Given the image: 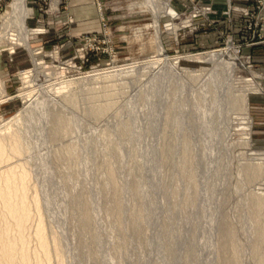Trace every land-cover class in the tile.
<instances>
[{
	"label": "rangeland",
	"instance_id": "1",
	"mask_svg": "<svg viewBox=\"0 0 264 264\" xmlns=\"http://www.w3.org/2000/svg\"><path fill=\"white\" fill-rule=\"evenodd\" d=\"M16 1L0 0V136H21L63 264H257L264 0H157V22L146 0H85L88 22L76 1L22 0L28 46L2 24Z\"/></svg>",
	"mask_w": 264,
	"mask_h": 264
},
{
	"label": "bare ground",
	"instance_id": "2",
	"mask_svg": "<svg viewBox=\"0 0 264 264\" xmlns=\"http://www.w3.org/2000/svg\"><path fill=\"white\" fill-rule=\"evenodd\" d=\"M17 1L12 3V16H4L5 18L2 19V24L9 26L13 23V19L16 20L17 22L15 23L19 28L20 38L28 46V28L24 20L30 11L27 12V8L24 7L22 0ZM156 1L146 0L154 10L155 21L157 22V19H160L158 15L163 5H158ZM223 60L226 64L237 62L231 49L223 55ZM26 150L18 132L9 133L8 136H0V264H52V256H55L58 264H63L62 251L57 235L55 233H52L51 236L47 234L42 219L38 194L34 190V193L30 195L28 191L31 160L21 157ZM13 157H16V159L11 160ZM256 166L257 169L260 168V166ZM109 174L111 177H114L112 171ZM255 177L257 176L255 175ZM260 203L262 201L257 202V204ZM119 210H121L120 204H118ZM31 219H35V224L32 233H29L27 228ZM259 228L261 227L259 226ZM261 232L263 233V231ZM31 236L37 240V245L33 249L29 246ZM258 245H256L255 249L259 250ZM238 264L240 263L238 262ZM257 264H264V249L263 253L259 254Z\"/></svg>",
	"mask_w": 264,
	"mask_h": 264
},
{
	"label": "crops",
	"instance_id": "3",
	"mask_svg": "<svg viewBox=\"0 0 264 264\" xmlns=\"http://www.w3.org/2000/svg\"><path fill=\"white\" fill-rule=\"evenodd\" d=\"M76 1L75 3L73 2L71 6V13L73 14L74 18L76 21H81V22H88L89 20V9L86 7L85 0H72ZM213 3H215L217 6L220 5V0H210Z\"/></svg>",
	"mask_w": 264,
	"mask_h": 264
},
{
	"label": "built area",
	"instance_id": "4",
	"mask_svg": "<svg viewBox=\"0 0 264 264\" xmlns=\"http://www.w3.org/2000/svg\"><path fill=\"white\" fill-rule=\"evenodd\" d=\"M261 3H262V1H261Z\"/></svg>",
	"mask_w": 264,
	"mask_h": 264
}]
</instances>
